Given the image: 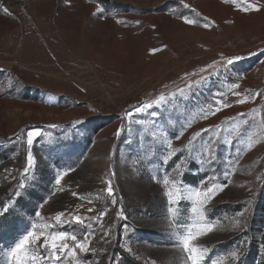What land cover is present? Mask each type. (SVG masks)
<instances>
[{"label": "rangeland", "instance_id": "374dc122", "mask_svg": "<svg viewBox=\"0 0 264 264\" xmlns=\"http://www.w3.org/2000/svg\"><path fill=\"white\" fill-rule=\"evenodd\" d=\"M184 4L0 0V205H8L0 207V264H15L9 253L28 231L91 234L88 252L41 264H191L176 234L208 224L213 230L193 242L197 264H264V0ZM178 89L182 97L134 112ZM209 105L215 114L204 118ZM29 130L41 132L32 146ZM29 151L35 165L25 179ZM173 181L185 189L178 209L166 195ZM208 188L211 199L200 204L193 190ZM251 244L259 254L250 262ZM34 247L18 253L23 264H32Z\"/></svg>", "mask_w": 264, "mask_h": 264}, {"label": "snow or ice", "instance_id": "6c2138e0", "mask_svg": "<svg viewBox=\"0 0 264 264\" xmlns=\"http://www.w3.org/2000/svg\"><path fill=\"white\" fill-rule=\"evenodd\" d=\"M181 4H184V0H180ZM250 7H253L254 10H259L258 8H255L254 5H249ZM184 7L187 8L188 5L184 4ZM245 11H247L248 9L245 8ZM101 11L99 8L97 9V12ZM195 11V10H193ZM5 14H7V9H4ZM197 16H199V13L196 14ZM203 20L205 21V23L203 24L204 27H210V23L208 21L207 17H203ZM185 23L188 24H195L198 21L196 19H187L186 17L184 18ZM152 52L158 51V49H153L151 50ZM252 55H254V53H252ZM241 57L237 56V57H232V58H224V60L226 61V65H232L234 63V61L236 60H240ZM223 66V65H222ZM186 76L189 74H185ZM194 75V74H193ZM203 77H201V81H197L195 82L196 84H199L203 81ZM194 86V84H188L186 85L187 89H192ZM232 89H236L239 87V85L237 84H232L231 85ZM185 93V89H178L176 93H171L169 95V97H165L163 94H161L158 99H156L155 101H153L152 103H144L140 106H136L134 107V112L136 113H140V112H144L147 111L148 109L153 108V104H158V105H165L169 102V100L171 99H175L177 96H183ZM217 95H222L220 93H218ZM233 95H239V93L237 92H233ZM253 99H255V97H253ZM247 98H245L244 100H238L237 103H244L246 102ZM217 104H220L221 101L217 100L216 101ZM227 106V105H225ZM217 111H219V108L216 109ZM201 112L204 113V118H207V115L211 114L214 115L215 112L212 111V105H209L208 109H201ZM132 112H128L126 113L127 116L131 117L132 116ZM152 116H156L157 113L156 112H152L150 113ZM243 115V114H240ZM123 129H118L116 135L119 136L121 134ZM200 133L197 132L194 134L193 139H195L197 136H199ZM41 136V132L39 130H29L27 132V144L29 146H32L34 143V139L36 137H40ZM179 137H177L178 139ZM168 148H171V141H168L167 144ZM251 146V145H249ZM172 155H174V153H169L168 154V158H170ZM168 158H165L164 163L168 162ZM207 162H211V151L209 152V157H208V161ZM35 165V159L33 157V154L31 151L28 152L27 154V166L23 169L22 175L25 177V179H30L31 177H29L27 174L29 172V169L33 168V166ZM61 176H57L55 179V183L57 185H59L61 183ZM210 179H215L214 177L210 178ZM165 184L168 183L167 180L164 181ZM25 187L24 182H20L19 183V188L23 189ZM224 187V185L221 186V188ZM108 194L111 196L113 195V190L109 184V187L107 188ZM185 191V189L181 188L180 186H178L176 184L175 181H173V191L171 192H167L166 195L168 197L169 203L170 205H175L176 208L178 209L180 201L183 199V192ZM194 194L196 197H201L203 196V200H200L199 203L203 204L205 201L211 199V194L213 192L212 188H208L206 193H202L199 189H194ZM174 194L175 197L174 198ZM15 195L17 197H19L21 195V193L19 191H17L15 193ZM74 195H77L74 193ZM46 203V201H45ZM0 207H3L4 211L7 212L8 211V205L7 204H3L0 205ZM172 207L169 208V212H172ZM88 211H92L91 208L88 209ZM193 211L197 213L198 217L200 220L204 219V215L203 212L201 211V209L199 207L193 208ZM35 215L37 217L40 216L39 212H36ZM64 216V213H59L56 215V217L54 218L56 223H63L62 221V217ZM244 217V213H238L237 214V219L233 222V228L236 230H240L243 227L242 224V219ZM89 218L85 217V218H81L80 216H73L72 220L75 221L78 224H81L84 227H90V225H88L86 223V221ZM175 222V220L173 221ZM33 227H35V225H33ZM49 227H51V225H49ZM177 227L179 228L180 225L177 224ZM213 230V226L211 224H208L207 226V232H211ZM207 232L201 233V232H196L193 233L192 231H187L186 234H180L179 232L176 234V238H177V246H182L183 251L186 252L188 254L187 259L189 261H191V264H197L198 259H202L203 257L199 254L198 248L196 245H194V241H196L199 236L201 234H207ZM90 233H83L82 239H78L77 235L72 233H66V232H56V233H52L49 232L48 234H45L44 232H34V231H28L26 233V235L23 236V238L16 243L15 247H13L9 253V255L11 257H13L15 259V264H23V260L19 258L18 253L24 252L26 250V248H30L32 246L34 247V252L35 254L32 255L31 261L32 264H41V260H47V259H52V260H56L59 261L61 259V256L67 252V255L69 256H75L76 255V249H78L80 252H88L90 250L89 248V240H90ZM72 241L74 244V247H70L68 241ZM42 241V242H41ZM40 249H44L45 252H50L51 255L50 256H44L40 253ZM129 251H131L129 249ZM231 256L233 258H237L238 259V251H233L231 253Z\"/></svg>", "mask_w": 264, "mask_h": 264}, {"label": "trees", "instance_id": "16d2710c", "mask_svg": "<svg viewBox=\"0 0 264 264\" xmlns=\"http://www.w3.org/2000/svg\"><path fill=\"white\" fill-rule=\"evenodd\" d=\"M257 254H259V248H257L254 244H251L244 253L250 262L257 258Z\"/></svg>", "mask_w": 264, "mask_h": 264}, {"label": "bare ground", "instance_id": "6f19581e", "mask_svg": "<svg viewBox=\"0 0 264 264\" xmlns=\"http://www.w3.org/2000/svg\"><path fill=\"white\" fill-rule=\"evenodd\" d=\"M75 43H76V44H71V45H73V47L80 48V47H77V46H80V43H78V41H76ZM71 45H70L68 48H69L70 50L72 49L73 52H78V50H77L76 48H73ZM60 47H61V46H60ZM86 47H87V46L84 47V46L82 45L80 49H81V52H83L84 54H87V55L89 56L90 54H88V53L86 52V51H87V50H86ZM65 48H66V47H65ZM82 56H84V55H82ZM82 56H81V57H82ZM89 58H90V57H89ZM40 62H41V61H40ZM34 63H35V62H34ZM70 63H71V62H70ZM58 77H59V76H58Z\"/></svg>", "mask_w": 264, "mask_h": 264}]
</instances>
